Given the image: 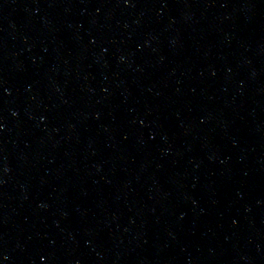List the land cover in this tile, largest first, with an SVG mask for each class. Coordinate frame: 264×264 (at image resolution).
<instances>
[{
    "label": "water",
    "instance_id": "water-1",
    "mask_svg": "<svg viewBox=\"0 0 264 264\" xmlns=\"http://www.w3.org/2000/svg\"><path fill=\"white\" fill-rule=\"evenodd\" d=\"M0 264H264V0H0Z\"/></svg>",
    "mask_w": 264,
    "mask_h": 264
}]
</instances>
